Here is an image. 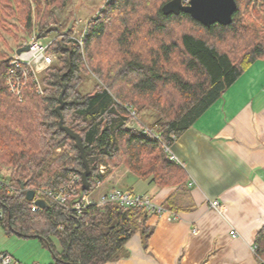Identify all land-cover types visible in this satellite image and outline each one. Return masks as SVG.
I'll return each mask as SVG.
<instances>
[{"label":"trees","instance_id":"obj_1","mask_svg":"<svg viewBox=\"0 0 264 264\" xmlns=\"http://www.w3.org/2000/svg\"><path fill=\"white\" fill-rule=\"evenodd\" d=\"M169 1L106 0L80 45L75 22L63 28L56 14L70 0H0V24L12 18L22 33L15 51L34 32L54 55L39 75L41 93L28 79L17 97L6 85L15 51L0 52V229L40 240L51 264H107L135 234L148 233L142 209L107 204L77 213L72 203L119 167L181 190L184 171L165 148L264 61V0H235L232 22L210 27L184 12L164 15ZM61 101L63 126L79 135L90 169L86 190L80 152L59 128ZM135 122L151 133L133 129ZM100 165L110 168L100 174ZM72 174L79 183L64 205L38 199L45 205L31 211L27 190L57 189ZM255 244L263 257L264 228Z\"/></svg>","mask_w":264,"mask_h":264},{"label":"crops","instance_id":"obj_2","mask_svg":"<svg viewBox=\"0 0 264 264\" xmlns=\"http://www.w3.org/2000/svg\"><path fill=\"white\" fill-rule=\"evenodd\" d=\"M168 153L184 171L181 190L119 167L92 193L96 198L113 189L131 190L178 216L167 221L148 215L152 229L146 243L135 234L107 264H264L255 244L264 228V61L252 64Z\"/></svg>","mask_w":264,"mask_h":264},{"label":"built area","instance_id":"obj_3","mask_svg":"<svg viewBox=\"0 0 264 264\" xmlns=\"http://www.w3.org/2000/svg\"><path fill=\"white\" fill-rule=\"evenodd\" d=\"M75 25L79 26L80 21H76ZM86 36V29L77 38V41L82 45V41ZM49 42L39 40L33 35L27 43L28 49L20 53L14 52L11 56L9 75L6 85L10 92L16 96H20L26 81L30 79L35 85L39 93L41 87L39 84V74L45 70L54 60V55L47 52ZM22 47V46H21ZM131 127L137 131L142 130L151 133L147 128H144L139 122H135ZM165 150H168L165 148ZM105 168L100 167V172L104 173ZM78 179L75 175H71L65 187L56 190H38L34 194V200L46 199L57 205H64L69 196L73 195L76 190ZM100 185V184H99ZM97 185V187L99 186ZM107 204H116L123 208H139L147 215H156L164 217L167 221H174L178 218L176 213L161 205L154 204L148 196L134 194L131 190L113 189L107 193H103L98 197L93 194H83L72 203V209L77 213L89 206L96 208L103 207ZM210 206L214 210H220V205L217 201L210 202ZM39 207L33 203L31 210L36 211ZM1 217V214H0ZM232 237L234 232H230ZM255 250V249H254ZM0 264H21L15 261L0 245ZM39 264V263H33Z\"/></svg>","mask_w":264,"mask_h":264},{"label":"rangeland","instance_id":"obj_4","mask_svg":"<svg viewBox=\"0 0 264 264\" xmlns=\"http://www.w3.org/2000/svg\"><path fill=\"white\" fill-rule=\"evenodd\" d=\"M105 2L106 0H70L66 8L61 12H56V14L63 28L71 27L74 22L80 21V25L75 27L76 33L80 35L89 19L102 8ZM183 4L186 5L187 1L183 0ZM256 7L259 13L263 14L260 7L257 5ZM17 27L18 24L12 18H5L4 22H1L0 52L10 55L17 46L24 42L22 33ZM86 84V87L89 88L91 83L86 82ZM126 185L132 186V190L135 193L141 192V188L135 184L126 183ZM0 245L3 249H8L14 258L24 264H31L32 261H36L39 264H50L52 261L49 251L36 238H22L17 235L8 236L0 229Z\"/></svg>","mask_w":264,"mask_h":264},{"label":"water","instance_id":"obj_5","mask_svg":"<svg viewBox=\"0 0 264 264\" xmlns=\"http://www.w3.org/2000/svg\"><path fill=\"white\" fill-rule=\"evenodd\" d=\"M187 4H183V0H171L165 3L162 7V12L165 15L179 14L184 12L190 17L205 27H210L213 24L229 25L232 22V17L237 9L235 0H186ZM27 47H21L17 49V53L27 50ZM62 108V101L60 106L56 109L59 116V128L64 131L72 140L75 141L76 147L80 152V157L84 166V171L81 173L82 189L88 188V177L90 175V169L86 161L84 150L82 147L81 139L79 135L73 133L70 129L63 126L62 116L60 110ZM26 199L30 202L34 199V192L27 191ZM34 204L38 207H43L45 202L43 200H35ZM142 243H146V238L150 235V232L144 234L140 232Z\"/></svg>","mask_w":264,"mask_h":264},{"label":"bare ground","instance_id":"obj_6","mask_svg":"<svg viewBox=\"0 0 264 264\" xmlns=\"http://www.w3.org/2000/svg\"><path fill=\"white\" fill-rule=\"evenodd\" d=\"M162 7H163V6H162ZM161 10H162V9H161ZM162 13H163V12H162ZM163 14H164V13H163ZM164 15H165V14H164ZM33 35L36 36V34L33 33V34L30 36V38H31ZM30 38L28 39V41H27L25 44L22 45V47H27L26 45H27V43L29 42ZM43 41H44V40H43ZM20 48H21V47H20ZM27 48H28V47H27ZM18 49H19V48H18ZM16 51H17V50H16ZM16 51H15V52H16ZM10 67H11V66H10ZM40 74H41V73H40ZM40 74H39V75H40ZM39 84H40V82H39ZM24 87H25V85H24ZM24 87H23V89H24ZM40 87H41V86H40ZM23 89H22V91H23ZM36 90H37V89H36ZM9 91H10V90H9ZM37 92H38V90H37ZM21 93H22V92H21ZM38 93H39V92H38ZM13 95H14V94H13ZM15 96H16V95H15ZM20 96H21V94H20ZM20 96H17V97H20ZM100 167H104V168H105L104 173L106 172L107 169L110 168L109 166L100 165V166H99V173H100V174H104V173H101V172H100ZM72 175H73V174H72ZM70 176H71V175H70ZM70 176H69V179H70ZM76 177H77V176H76ZM69 179H68V181H69ZM77 179H78V183H79V178H77ZM80 181H81V175H80ZM78 183H77V185H78ZM66 185H67V184H66ZM66 185H64V186H62V187H65ZM81 186H82V184H81ZM62 187H59V188H62ZM59 188H57V189H59ZM38 190H46V189H37V190H34V191H33V190H27V191H33L34 194H37ZM50 190H51V189H50ZM53 190H56V189H53ZM36 200H38V199H36ZM34 201H35V200L33 199L32 202L34 203ZM31 211H32V210H31Z\"/></svg>","mask_w":264,"mask_h":264}]
</instances>
